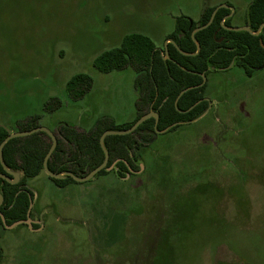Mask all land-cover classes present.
<instances>
[{
    "label": "rangeland",
    "instance_id": "374dc122",
    "mask_svg": "<svg viewBox=\"0 0 264 264\" xmlns=\"http://www.w3.org/2000/svg\"><path fill=\"white\" fill-rule=\"evenodd\" d=\"M251 1L0 0V126L16 131L37 114L52 130L105 115L125 123L135 70L101 72L98 55L130 33L162 48L177 16L198 20L207 6L231 4L242 24ZM78 73L93 83L73 99ZM206 97L209 111L158 134L133 177L30 178L32 226L0 229V264H264V68L210 73ZM52 98L62 105L49 113Z\"/></svg>",
    "mask_w": 264,
    "mask_h": 264
},
{
    "label": "trees",
    "instance_id": "16d2710c",
    "mask_svg": "<svg viewBox=\"0 0 264 264\" xmlns=\"http://www.w3.org/2000/svg\"><path fill=\"white\" fill-rule=\"evenodd\" d=\"M217 5L207 6L198 20H191L186 16H177L175 28L166 39H173L184 51L195 53L197 45L192 38V31L206 24ZM227 7H221L213 20L206 28L195 33L200 43V51L194 55L181 53L173 43H168L169 58L166 59L164 47L156 46L150 36L143 33H130L124 36L119 46L102 52L94 60V66L101 72L121 70L132 67L135 70L134 87L137 91L135 102L136 115L134 119L125 123H117L111 116L100 117L89 129L58 122L53 129L58 143L48 160V166L53 172L70 170L78 176L88 174L100 165L105 153L100 144L102 133L109 129H127L145 113L154 110L159 114L156 124L154 117L145 120L138 128L125 135H108L105 137V146L109 151L108 166L115 163L114 172L120 178L127 175L135 176L141 170V159L151 150L158 133L173 123L167 133L177 130L182 123L191 122L202 115L209 106L205 99L207 81L203 82V73L226 70L234 60L233 66H238L248 77H251L259 67L264 65V0H252L248 7L245 24L253 32L260 29L258 35L247 30L233 31L223 25H234L232 18H226L230 13ZM220 39H222L220 41ZM214 67V69L212 68ZM93 78L87 73H78L67 82V91L73 99L84 97L90 90ZM187 90L178 100L179 93ZM200 101L192 109L193 104ZM62 105L61 100L52 98L45 106L49 113ZM43 114L32 116L17 125L18 130L31 129L39 126ZM11 131L0 126V143ZM51 137L43 131L16 137L6 143L3 148L4 161L13 171H22L18 183H10L0 177V192L4 202L0 211L5 216L6 224H12L27 218L30 197L33 192L28 181L44 173L43 161L51 147ZM150 167H153L150 164ZM0 173L8 174L1 161ZM110 173L102 169L98 176ZM47 175V174H46ZM165 176H171L168 173ZM48 176V175H47ZM96 177V178H97ZM51 178L59 187L71 183H79L70 176ZM205 182V181H203ZM0 215V229L4 228ZM3 259V250L0 245V262Z\"/></svg>",
    "mask_w": 264,
    "mask_h": 264
},
{
    "label": "water",
    "instance_id": "95a60500",
    "mask_svg": "<svg viewBox=\"0 0 264 264\" xmlns=\"http://www.w3.org/2000/svg\"><path fill=\"white\" fill-rule=\"evenodd\" d=\"M221 7H227V8H229V9H231V12L227 15V17H230V16L233 14V12L235 11V9H234L231 5H229V4H219V5L216 6V8L214 9V11L212 12V15H211L209 21H208L206 24H204V25H202V26H199V27H197L196 29H194V30L192 31V38H193V40L195 41V43H196V45H197V51H196L195 53H190V52H186V51L182 50V49L177 45V43H176L173 39L168 38V39L166 40V43H165V46H164V50H165V53H166L165 58H166V59L169 58V51H168V43H169V42H170V43H173V44L178 48V50H179L181 53L185 54V55H194V54H197V53L200 51L201 46H200V43L198 42V40H197L196 37H195V33H196L197 31H199V30H202V29L208 27V26L213 22V20H214V18H215V15H216L217 11H218ZM191 22H192V20H191ZM263 25H264V23L261 25V27H262ZM223 27H224L225 29L233 30V31L247 30V31H249V32H251V33H253V34H255V35H258L259 32H260V29H261V27H260V29H259L258 31L253 32V31L251 30V28H250L249 25H241V26H234V25L229 26V25H223ZM221 40H222V39H220V41H221ZM233 65H234V60L230 63V65H229L228 67H226V68H224V69H228V68L232 67ZM212 68L214 69V67H212ZM202 75H203V82H202L201 84L197 85V86H201V85H203L204 83H206V81H207V76H206V74L203 73ZM190 88H192V87H187V88L183 89V90L179 93V95H178V97H177V99H176V101H175V104H176V105H177V103H178L179 98H180V97H181V96H182L187 90H189ZM206 99H208V98H206ZM199 102H200V101H198V102H196L195 104H193L188 110L192 109V108H193L195 105H197ZM210 107H211V102L209 103V107L207 108V110H206L202 115H200L199 117L195 118V119L192 120L191 122H195V121L199 120L201 117H203V116L209 111ZM151 117H154V118H155V120H156V124H157L158 121H159V114H158L157 111L151 110V111L145 113L144 115H142L140 118H138V119L132 124V126L129 127V128H127V129H121V130H118V129H109V130L104 131V132L102 133L101 137H100V144H101V147H102V149H103V151H104V153H105V158H104L103 162H102L100 165H98V166L95 167L93 170H91L88 174L83 175V176H78V175H76L75 173H73V172L70 171V170H63V171H59V172H53V171H51V169L49 168V166H48V160H49V158L51 157L52 153L54 152V150H55V148H56V146H57V143H58L57 136H56V134L54 133V131H53L52 129H50V128H48V127H45V126H41V125H39V126H36V127L31 128V129L12 131V132H10V133H9V134H8L3 140H2V142L0 143V161H1V163H2V165H3V167H4V169H5V171H6L8 174L12 175L13 177L11 178L10 176H8V175L5 174V173H0V177L3 178V179H5V180H7V181L10 182V183H14V184H15V183H18V182H19V180H20V178H21V175L23 174L22 171H13V170H11L10 168H8L7 164L5 163V161H4V157H3V148H4V146L6 145V143H7L8 141H10L11 139L16 138V137L27 136V135L33 134V133H35V132L43 131V132H46V133L51 137V139H52L51 147L49 148V150H48V152H47V154H46V156H45V158H44V161H43L44 172H45L48 176H50V177H52V178H60V177H63V176H70V177H72V178H73L75 181H77V182H86V181H89V180L95 179V178L97 177L98 173H99L102 169L110 170V169L114 168L115 163H116V162H114L113 164H111L110 166H108V162H109V151H108V149H107L106 146H105V137L108 136V135H125V134H129V133L135 131V130L138 128V126H139L140 124H142L145 120H147V119H149V118H151ZM177 124H178V123H173L172 125H169V126H167L166 128L161 129V130H159V129L156 128V131H157L158 134L165 133V132H167L171 127H173V126H175V125H177ZM141 168H143V165H141ZM127 176H128V175H127ZM3 202H4V197H3V194L0 192V206L3 204ZM31 207H32V198L30 197V207H29V210H28V218H27L26 220H19V221H16V222H14V223H12V224H6L5 216H4V215L2 214V212L0 211V215H1V217H2L3 223L5 224V226H6L7 228H14V227H16L17 225H19V224H21V223H24V222H27L28 224L31 225V218H30Z\"/></svg>",
    "mask_w": 264,
    "mask_h": 264
},
{
    "label": "flooded vegetation",
    "instance_id": "af4514ba",
    "mask_svg": "<svg viewBox=\"0 0 264 264\" xmlns=\"http://www.w3.org/2000/svg\"><path fill=\"white\" fill-rule=\"evenodd\" d=\"M229 4V3H228ZM229 5H231V4H229ZM231 10V9H230ZM231 12V11H230ZM228 15V14H227ZM227 15H226V18H232L233 19V16L235 15V11L233 12V14L230 16V17H227ZM246 20V19H245ZM245 20H244V22L242 23V24H234V26H241V25H246L245 24ZM232 26V25H231ZM264 26V25H263ZM263 46H264V44H263ZM264 68V65L263 66H261V67H259V69L258 70H261V69H263ZM207 97H205V99H206ZM208 101H209V103L211 102L209 99H207ZM211 106H212V103H211ZM209 107V106H208ZM32 198V197H31ZM30 207V206H29ZM31 209H32V207H31ZM32 211H30V218H31V216H32V213H31ZM27 218H28V214H27ZM26 218V219H27ZM26 219H24V220H26ZM19 225H25V226H29L30 224H28L27 222H24V223H21V224H19ZM4 226H5V224H4ZM30 226H32V219H31V225ZM4 228H7L6 226L4 227Z\"/></svg>",
    "mask_w": 264,
    "mask_h": 264
},
{
    "label": "crops",
    "instance_id": "0c3cea01",
    "mask_svg": "<svg viewBox=\"0 0 264 264\" xmlns=\"http://www.w3.org/2000/svg\"><path fill=\"white\" fill-rule=\"evenodd\" d=\"M135 115H136V108H135V111H134V114H133V116H132L130 119H128V121H130V120L134 119Z\"/></svg>",
    "mask_w": 264,
    "mask_h": 264
}]
</instances>
